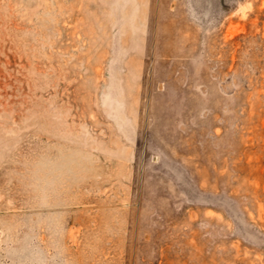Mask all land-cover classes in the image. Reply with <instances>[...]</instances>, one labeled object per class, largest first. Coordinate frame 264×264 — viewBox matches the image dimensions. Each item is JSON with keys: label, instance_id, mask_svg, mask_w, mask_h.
Here are the masks:
<instances>
[{"label": "rangeland", "instance_id": "1", "mask_svg": "<svg viewBox=\"0 0 264 264\" xmlns=\"http://www.w3.org/2000/svg\"><path fill=\"white\" fill-rule=\"evenodd\" d=\"M0 264H264V0H0Z\"/></svg>", "mask_w": 264, "mask_h": 264}, {"label": "bare ground", "instance_id": "2", "mask_svg": "<svg viewBox=\"0 0 264 264\" xmlns=\"http://www.w3.org/2000/svg\"><path fill=\"white\" fill-rule=\"evenodd\" d=\"M232 28H233V27H232ZM229 29H230V28H229ZM230 30H231V29H230ZM230 30H229V31H230ZM230 32H231V31H230Z\"/></svg>", "mask_w": 264, "mask_h": 264}]
</instances>
